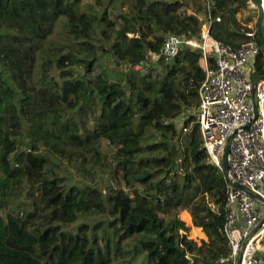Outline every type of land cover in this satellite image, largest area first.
I'll use <instances>...</instances> for the list:
<instances>
[{"label": "trees", "instance_id": "trees-1", "mask_svg": "<svg viewBox=\"0 0 264 264\" xmlns=\"http://www.w3.org/2000/svg\"><path fill=\"white\" fill-rule=\"evenodd\" d=\"M201 1L203 18L186 0H0V264H233L200 52L152 57L169 35L199 41L209 13L221 44L255 42L263 76L264 48L233 21L250 0Z\"/></svg>", "mask_w": 264, "mask_h": 264}, {"label": "built area", "instance_id": "built-area-1", "mask_svg": "<svg viewBox=\"0 0 264 264\" xmlns=\"http://www.w3.org/2000/svg\"><path fill=\"white\" fill-rule=\"evenodd\" d=\"M249 6L254 8L251 2ZM211 8L207 2L208 11ZM213 21L220 23L221 19L209 13L199 41L167 36L152 61L170 63L185 47L200 52L204 79L198 89L196 124L202 147L209 160L224 172L225 147L230 146L229 170L224 174L226 222L223 227L230 248L229 259L233 264H264L257 256L264 236V208L259 210L262 203L256 197L264 181V76L257 75L254 79L251 76L255 73L253 64L259 49L253 41L238 49L221 44L210 33ZM246 35L254 38V32ZM252 100L257 108L255 119Z\"/></svg>", "mask_w": 264, "mask_h": 264}, {"label": "rangeland", "instance_id": "rangeland-1", "mask_svg": "<svg viewBox=\"0 0 264 264\" xmlns=\"http://www.w3.org/2000/svg\"><path fill=\"white\" fill-rule=\"evenodd\" d=\"M203 5H204V3L201 0H186V2L183 3V6L181 7L180 11L183 12V11L187 10L190 13L197 14L199 18H203L204 14H205ZM250 9H251V15L253 16L252 21L250 23H246V13L245 14L243 13V14L237 16L236 20H233L238 25L237 27L243 25V26H246L247 29L256 30L257 20H258V13H257V10H256L255 6H254V8H250ZM115 15L116 14L113 13L111 16L114 17ZM226 17H228V16H226ZM233 21L231 19V22H233ZM223 22H225V20ZM230 28H231V26H229V30H230ZM263 64H264V57H263ZM155 66L156 67H155L154 74L157 73L159 75H162L161 74L162 73L161 68H159L158 65H155ZM251 76H252V79H254V78H256L257 73H253ZM185 117H186L185 115H184V117L183 116L180 117L179 121H182L183 119H185ZM102 146H103V148L105 150L109 149V147H108L106 142H103ZM263 184H264V181H263ZM186 212L185 211L179 212L178 215H177V218H178L179 221H182L185 224V226L190 228V231H189V234H188L189 239H192L197 244H200V242L203 241L202 240L203 238L205 240L206 236L204 237L205 234L202 231H201L202 233L200 232V230H199L200 228L194 227L192 225V223H190L189 213L188 212L186 213Z\"/></svg>", "mask_w": 264, "mask_h": 264}, {"label": "water", "instance_id": "water-1", "mask_svg": "<svg viewBox=\"0 0 264 264\" xmlns=\"http://www.w3.org/2000/svg\"><path fill=\"white\" fill-rule=\"evenodd\" d=\"M250 2L255 6L257 13H258V20H257V26H256V33L262 43V46L264 48V34L262 31V27H263V23H264V3L263 0H250ZM253 103V114H254V119L257 116V108L255 105L254 100H252ZM250 124L247 125V127H249ZM229 150H230V146L229 144L226 145L225 147V152H224V157H223V170H224V174L226 175L228 170H229V163H228V155H229ZM257 199L263 203L264 205V197L261 194H258ZM239 263V261H238Z\"/></svg>", "mask_w": 264, "mask_h": 264}, {"label": "crops", "instance_id": "crops-1", "mask_svg": "<svg viewBox=\"0 0 264 264\" xmlns=\"http://www.w3.org/2000/svg\"><path fill=\"white\" fill-rule=\"evenodd\" d=\"M259 192H260V194L264 197V184H263V182H262V183L260 184V186H259ZM258 206H259V210L262 211L261 208H264L263 203H262V204H259ZM185 212H186V211H185ZM186 213H187V212H186ZM189 220H190V223H191L190 215H189ZM199 230H200V232H201V229H199ZM201 233H202V232H201ZM203 235H204V234H203ZM204 237H205V235H204ZM202 240H203V241H206V238H205V240H204V238H203ZM257 256H258L261 260L264 261V236L261 238V241H260V243H259V245H258Z\"/></svg>", "mask_w": 264, "mask_h": 264}]
</instances>
